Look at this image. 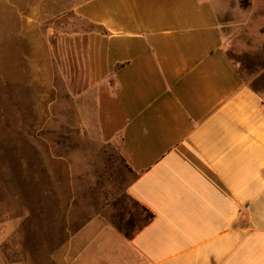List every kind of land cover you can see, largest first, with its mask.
I'll return each mask as SVG.
<instances>
[{
    "label": "crops",
    "instance_id": "obj_1",
    "mask_svg": "<svg viewBox=\"0 0 264 264\" xmlns=\"http://www.w3.org/2000/svg\"><path fill=\"white\" fill-rule=\"evenodd\" d=\"M216 2L75 7L98 31L54 36L65 85L120 141L128 193L155 217L128 239L103 217L73 230L69 212H33L44 241L1 237L0 264H264V97L229 57Z\"/></svg>",
    "mask_w": 264,
    "mask_h": 264
},
{
    "label": "rangeland",
    "instance_id": "obj_2",
    "mask_svg": "<svg viewBox=\"0 0 264 264\" xmlns=\"http://www.w3.org/2000/svg\"><path fill=\"white\" fill-rule=\"evenodd\" d=\"M85 1L0 0V238L9 243L44 241L33 237V212H69L74 230L94 217L112 221L116 204L128 203L134 176L120 141H103L87 98L67 90L63 49L55 51L64 40L54 36L98 31L74 13ZM216 4L229 57L264 97V0Z\"/></svg>",
    "mask_w": 264,
    "mask_h": 264
},
{
    "label": "trees",
    "instance_id": "obj_3",
    "mask_svg": "<svg viewBox=\"0 0 264 264\" xmlns=\"http://www.w3.org/2000/svg\"><path fill=\"white\" fill-rule=\"evenodd\" d=\"M126 167L136 179L133 171L127 165ZM127 199L128 203L125 201L116 204L119 208L111 217V222L126 238L132 239L138 232L149 225L155 216L130 195H128Z\"/></svg>",
    "mask_w": 264,
    "mask_h": 264
}]
</instances>
